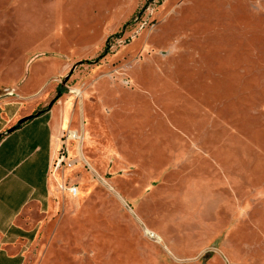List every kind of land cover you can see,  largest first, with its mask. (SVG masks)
<instances>
[{
	"label": "rangeland",
	"instance_id": "obj_1",
	"mask_svg": "<svg viewBox=\"0 0 264 264\" xmlns=\"http://www.w3.org/2000/svg\"><path fill=\"white\" fill-rule=\"evenodd\" d=\"M7 92L68 111L22 264H264V0H0Z\"/></svg>",
	"mask_w": 264,
	"mask_h": 264
},
{
	"label": "crops",
	"instance_id": "obj_2",
	"mask_svg": "<svg viewBox=\"0 0 264 264\" xmlns=\"http://www.w3.org/2000/svg\"><path fill=\"white\" fill-rule=\"evenodd\" d=\"M22 105L0 100V264L23 263L20 244L40 220L33 206L42 211L52 194L68 115L58 104L35 113Z\"/></svg>",
	"mask_w": 264,
	"mask_h": 264
},
{
	"label": "built area",
	"instance_id": "obj_3",
	"mask_svg": "<svg viewBox=\"0 0 264 264\" xmlns=\"http://www.w3.org/2000/svg\"><path fill=\"white\" fill-rule=\"evenodd\" d=\"M69 136L71 137V134H70V130H69ZM72 137L75 139V138H78V135L77 133H74L72 134ZM63 163L67 164V166H71L72 165V161L69 160L68 158V155L63 151V150H60L59 151V155L58 157L55 159V167L58 168L60 167ZM69 192L72 194V195H76L77 194V187L76 186H72L69 188Z\"/></svg>",
	"mask_w": 264,
	"mask_h": 264
},
{
	"label": "water",
	"instance_id": "obj_4",
	"mask_svg": "<svg viewBox=\"0 0 264 264\" xmlns=\"http://www.w3.org/2000/svg\"><path fill=\"white\" fill-rule=\"evenodd\" d=\"M10 95H15V93H14V92H7V93H5V94H1V95H0V99L5 98V97H8V96H10ZM11 130H12V128L9 129V131H11Z\"/></svg>",
	"mask_w": 264,
	"mask_h": 264
},
{
	"label": "trees",
	"instance_id": "obj_5",
	"mask_svg": "<svg viewBox=\"0 0 264 264\" xmlns=\"http://www.w3.org/2000/svg\"><path fill=\"white\" fill-rule=\"evenodd\" d=\"M31 117H33V116H31Z\"/></svg>",
	"mask_w": 264,
	"mask_h": 264
},
{
	"label": "bare ground",
	"instance_id": "obj_6",
	"mask_svg": "<svg viewBox=\"0 0 264 264\" xmlns=\"http://www.w3.org/2000/svg\"><path fill=\"white\" fill-rule=\"evenodd\" d=\"M74 134V133H73Z\"/></svg>",
	"mask_w": 264,
	"mask_h": 264
}]
</instances>
